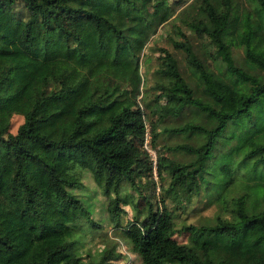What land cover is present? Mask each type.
I'll return each mask as SVG.
<instances>
[{
  "label": "trees",
  "instance_id": "obj_1",
  "mask_svg": "<svg viewBox=\"0 0 264 264\" xmlns=\"http://www.w3.org/2000/svg\"><path fill=\"white\" fill-rule=\"evenodd\" d=\"M169 19L174 50L160 48L154 96L140 104V52ZM184 28L208 47L195 50ZM13 114L21 120L12 132ZM165 117L178 119L159 127ZM159 132L182 140L157 145ZM0 147L23 209L33 208L26 160L68 209L99 225L73 196L78 175H59L45 152L75 151L83 163L66 169L88 168L94 180L95 169L104 172L109 221L141 264H264V0H0ZM194 200L214 213L175 227L174 211ZM125 204L133 211L121 223ZM0 245L10 247L4 234ZM58 250L46 248L40 264H111L122 255L111 243L94 258H66L67 248L52 262Z\"/></svg>",
  "mask_w": 264,
  "mask_h": 264
},
{
  "label": "rangeland",
  "instance_id": "obj_2",
  "mask_svg": "<svg viewBox=\"0 0 264 264\" xmlns=\"http://www.w3.org/2000/svg\"><path fill=\"white\" fill-rule=\"evenodd\" d=\"M184 29L187 32V39L192 41L195 50H198L201 46L208 47L209 44L206 42L205 37H197L189 29ZM171 38H178L174 31L173 19L156 26L155 31L148 37L142 47L139 56V71L142 74L141 90L138 94L140 104L143 102L149 103L154 96L152 84L157 78L155 68L159 65L160 58L158 54L161 52V47L174 50L171 45ZM236 52L237 50L234 53ZM176 54L179 66L187 72L182 53L178 52ZM204 59L209 65L212 64L213 60L210 56H206ZM145 113V119L148 120L146 108ZM188 113L191 112L185 110V114ZM192 114L190 115L192 119H198L197 115ZM177 119L165 117L159 127L163 124L166 126L173 125ZM20 120V114L11 116L10 131L15 130ZM148 137L149 134L146 131L143 145L153 154L152 147L147 143ZM181 140L180 136H168L163 132H159L156 144H171ZM166 154L181 157V154L177 151L167 150ZM45 157L53 162L59 175L66 178L78 175L77 178L80 180L81 185L72 189L73 196L80 201V205L87 209L89 217L99 222V225L90 224L86 216L78 212L79 210L71 211L68 209L58 195L48 187L46 175L44 173H31L26 168V160L22 161V166L25 177L30 180L33 188L31 194L33 208L23 209L21 189L18 187L9 189L8 186L9 174L13 167L12 159L6 149L0 147V212L4 215V220L0 223V234L6 235L10 240L9 248L0 245V264H40L45 249L49 247L59 248L52 255V262L62 259L67 248H70L71 252L66 255V258H71L75 253L94 258L101 247L111 243H115L122 254L120 258L113 260L111 264H141L137 254L133 252L127 240L119 233V229L112 227L109 221L105 210V200L112 195V191L102 192L104 172L95 169L97 171V173H94L95 181L92 177V170L88 168H80L75 165L67 170L66 166L70 161H80L75 151H69L63 159H56L48 150L45 152ZM80 162L83 163L82 160ZM200 203V200H194L183 210L180 208L175 210L173 225L179 227L181 224L186 223L198 224L214 213V205L211 204L201 208ZM124 209L125 211L119 216L121 223L127 221L133 211L129 204H125ZM65 223L71 226L75 224L73 232L65 227ZM175 238L178 241L186 240L183 232H177ZM70 239H73L72 243L66 248V240Z\"/></svg>",
  "mask_w": 264,
  "mask_h": 264
},
{
  "label": "built area",
  "instance_id": "obj_3",
  "mask_svg": "<svg viewBox=\"0 0 264 264\" xmlns=\"http://www.w3.org/2000/svg\"><path fill=\"white\" fill-rule=\"evenodd\" d=\"M145 134H146V131H145ZM145 134H144V136H145ZM145 141V140H144ZM149 151V150H148ZM153 152V151H152ZM149 153H150V151H149ZM150 157H151V159H153L154 160V153L152 154V153H150Z\"/></svg>",
  "mask_w": 264,
  "mask_h": 264
}]
</instances>
